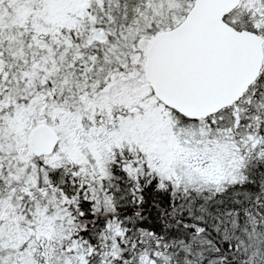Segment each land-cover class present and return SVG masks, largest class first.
<instances>
[{"label":"snow or ice","instance_id":"6c2138e0","mask_svg":"<svg viewBox=\"0 0 264 264\" xmlns=\"http://www.w3.org/2000/svg\"><path fill=\"white\" fill-rule=\"evenodd\" d=\"M0 264H264V0H0Z\"/></svg>","mask_w":264,"mask_h":264}]
</instances>
